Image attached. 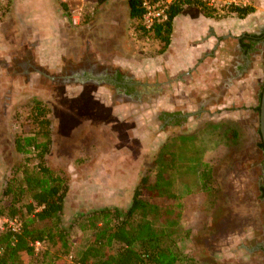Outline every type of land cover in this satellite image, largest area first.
I'll return each instance as SVG.
<instances>
[{
  "label": "rangeland",
  "instance_id": "rangeland-1",
  "mask_svg": "<svg viewBox=\"0 0 264 264\" xmlns=\"http://www.w3.org/2000/svg\"><path fill=\"white\" fill-rule=\"evenodd\" d=\"M146 30L129 18L126 0L0 2V203L5 182L22 185L39 169L35 153L15 150L14 139L36 132L31 111L40 99L52 114L44 162L71 185L62 220L72 253L90 236L84 227L91 211L126 210L139 178L166 169L176 195L168 202L180 212L181 264H264V151L253 110L264 83V43L250 52L240 75L233 62L224 60L223 72L209 62L195 77L205 88L193 84L171 98V84L141 85L133 64L114 62L116 55L127 63L136 54L158 55L161 44ZM85 71L107 79L91 80ZM115 72L131 92L117 85ZM98 88L100 99H92ZM206 167L217 174L218 219L212 196L200 186Z\"/></svg>",
  "mask_w": 264,
  "mask_h": 264
},
{
  "label": "trees",
  "instance_id": "trees-1",
  "mask_svg": "<svg viewBox=\"0 0 264 264\" xmlns=\"http://www.w3.org/2000/svg\"><path fill=\"white\" fill-rule=\"evenodd\" d=\"M126 3L129 18L139 24L143 14L142 0H126ZM185 5L195 6L207 16L219 14L201 0H174L168 9L167 19L146 30L161 44L160 53L169 45L173 19ZM223 10V16L243 18L253 8L231 6ZM239 41L244 54L255 51L257 45L264 41V30L258 34H245ZM130 89L127 87V92H131ZM260 99L261 93L253 109L257 115ZM49 111L46 103L35 99L31 118L37 124L36 132L14 139L15 150L35 153L39 169L26 174L22 185H14L11 179L4 184L0 217L16 218L19 229L0 231V264H181L183 253L176 238L180 212L168 202L176 195L171 171L166 169L158 170L153 178L146 174L139 178L126 210L104 207L91 211L84 227L90 236L79 251L72 253L69 230L62 220L71 185L67 175L55 172L44 162L52 144V114ZM258 147L263 150L262 140ZM216 175L213 167H206L199 178L201 189L212 196L211 213L218 219L222 217L223 209L219 204L220 191L214 185ZM259 190L264 197V186ZM24 196L31 201L23 202ZM213 230L210 227L208 232L214 233ZM35 242L43 244L40 252L35 251ZM21 254L31 259L25 262ZM67 256H70V262L65 260ZM258 261L262 263V258Z\"/></svg>",
  "mask_w": 264,
  "mask_h": 264
},
{
  "label": "crops",
  "instance_id": "crops-1",
  "mask_svg": "<svg viewBox=\"0 0 264 264\" xmlns=\"http://www.w3.org/2000/svg\"><path fill=\"white\" fill-rule=\"evenodd\" d=\"M246 6H251L253 11L243 18H239L235 15L207 16L199 8L185 5L183 10L173 19L170 43L164 52L158 51V55H150L149 59L142 53L136 54L135 60H129L130 63H127L128 60L125 56L116 55L114 62H118L121 66L133 64L136 73L140 74L137 83L141 85L171 84V98L178 89L189 93L193 84H199L200 90L205 88L203 83L195 81V77L209 62L215 65L216 71L219 69L222 72L224 60L227 61L228 65L233 62L234 68H239L238 73L240 75L245 69L244 67H247L250 62V53L244 54L239 40L245 34H258L264 30V0H248ZM234 51L238 55L233 56ZM169 55H171V61L166 58ZM242 64L244 67L241 66ZM160 75H165V78L160 77ZM85 76L100 82L103 78V80L107 79L103 75L92 74L91 71ZM218 80L217 77L214 82L217 83ZM99 90L102 89L98 88L93 91L92 99H100ZM94 147H99L98 143H94ZM112 158L117 159V156L112 155ZM94 175L96 176L95 173ZM106 187L110 190L120 189L109 185Z\"/></svg>",
  "mask_w": 264,
  "mask_h": 264
},
{
  "label": "built area",
  "instance_id": "built-area-1",
  "mask_svg": "<svg viewBox=\"0 0 264 264\" xmlns=\"http://www.w3.org/2000/svg\"><path fill=\"white\" fill-rule=\"evenodd\" d=\"M2 0H0L1 2ZM209 7L216 11H222L228 7H244L248 0H201ZM174 0H142L143 14L141 16L142 26L149 30L155 24L163 22L167 19L168 9ZM9 229L17 231L19 229V221L16 218L6 216L0 217V230ZM39 242L34 243L35 249Z\"/></svg>",
  "mask_w": 264,
  "mask_h": 264
},
{
  "label": "water",
  "instance_id": "water-1",
  "mask_svg": "<svg viewBox=\"0 0 264 264\" xmlns=\"http://www.w3.org/2000/svg\"><path fill=\"white\" fill-rule=\"evenodd\" d=\"M259 132L261 135L264 151V83L260 99V112H259Z\"/></svg>",
  "mask_w": 264,
  "mask_h": 264
},
{
  "label": "flooded vegetation",
  "instance_id": "flooded-vegetation-1",
  "mask_svg": "<svg viewBox=\"0 0 264 264\" xmlns=\"http://www.w3.org/2000/svg\"><path fill=\"white\" fill-rule=\"evenodd\" d=\"M89 71H85L84 72V76L85 75H87V73H88ZM113 77L115 78V82L117 83V85H119V87H123V88H125L126 89V91H127V84L124 82V78H122V76H119L118 74H117V72H115V74H113ZM118 78H121L120 80H118Z\"/></svg>",
  "mask_w": 264,
  "mask_h": 264
}]
</instances>
